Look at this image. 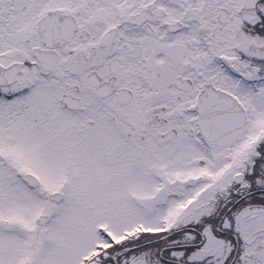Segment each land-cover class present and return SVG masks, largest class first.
Returning <instances> with one entry per match:
<instances>
[{"label":"snow or ice","instance_id":"snow-or-ice-1","mask_svg":"<svg viewBox=\"0 0 264 264\" xmlns=\"http://www.w3.org/2000/svg\"><path fill=\"white\" fill-rule=\"evenodd\" d=\"M0 264H264V0H0Z\"/></svg>","mask_w":264,"mask_h":264}]
</instances>
